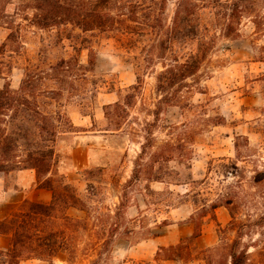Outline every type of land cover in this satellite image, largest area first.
I'll list each match as a JSON object with an SVG mask.
<instances>
[{
	"label": "rangeland",
	"instance_id": "rangeland-1",
	"mask_svg": "<svg viewBox=\"0 0 264 264\" xmlns=\"http://www.w3.org/2000/svg\"><path fill=\"white\" fill-rule=\"evenodd\" d=\"M248 6L247 15L264 16V0ZM173 8L170 3L169 15ZM0 12L5 14L0 45L7 41L8 26L19 29L16 41H7L0 53V88L8 83L18 90L28 71H48L62 58L77 57L87 66L90 50L96 55L93 71H77L42 86L62 88L61 96H38L42 110L60 109L75 126H66L71 131L54 142L50 175H64L75 187L85 210L69 208L68 214L89 225L81 234L78 259L68 262L59 255L55 264H90L99 248H93L94 242L106 238L111 225L116 235L100 264H174L165 261L172 251L160 248L178 243L190 254L176 264H226L227 248L242 224V246H250L247 264H264V31H256L251 18H243L237 39L217 38L214 52L189 80L192 86L178 93L176 105H166L159 103L165 92L157 89L162 60L148 64L143 52L128 50L116 33L83 32L73 25L41 29L23 18H31L33 10L21 0H0ZM198 43H190L184 52L197 51ZM21 114L13 118L15 112H8L9 132H19L17 126L25 129L22 134L34 130L36 121ZM83 134L97 136L88 143V165L70 172L76 136ZM136 167L139 178L128 185ZM24 169L25 180L31 173L36 178L25 164L0 172L6 191H20V196L9 193L0 201V220L31 201L24 192L39 189L37 180L19 189L17 173ZM155 175L161 179L153 180ZM213 204L230 209L226 224L213 212ZM194 222L200 223L206 239L153 244L181 226L194 229ZM8 244L9 238L0 235V249ZM21 264L49 263L32 259Z\"/></svg>",
	"mask_w": 264,
	"mask_h": 264
},
{
	"label": "trees",
	"instance_id": "trees-1",
	"mask_svg": "<svg viewBox=\"0 0 264 264\" xmlns=\"http://www.w3.org/2000/svg\"><path fill=\"white\" fill-rule=\"evenodd\" d=\"M256 1L259 0H21L25 7L33 10L31 18L27 14L23 18L41 29L73 25L83 32L116 33L128 50L143 52L148 64L162 60L164 69L157 75V89L165 92L159 103L166 105H176L178 93L192 86L189 80L199 74L203 62L214 52L218 37L232 40L239 37L243 18H251L256 31H264V16L256 14L252 18L247 15L249 3ZM170 3L174 6L171 15L167 12ZM207 10L209 12H205ZM4 15L0 12V19ZM8 28L7 41H16L19 29ZM196 40L198 50L184 52ZM7 41L0 45V53L6 50ZM95 64L96 55L91 49L87 66L80 64L77 57L62 58L48 71H28L18 90L8 83L0 88V172L25 164L35 171L38 187L52 192L49 203L25 200L17 210L0 220V235L9 238L8 247L0 249V264H21L32 259L55 264L59 255H64L68 262H75L80 255L81 234L89 229V225L86 220L69 215L68 210L85 209L66 176L54 178L50 175L55 156L54 142L60 134L71 131L67 127L75 126L60 109L42 110L38 96L56 99L62 95V88H43L47 81H60L61 76L67 77L77 71L91 72ZM9 111L15 112L13 118L22 113L23 118L27 115L36 121L34 130L27 129L22 134L21 130L25 129L17 126L15 129L19 132H9L5 118ZM19 139L26 142L20 143ZM22 146L25 156L19 154ZM138 178L136 167L127 184ZM160 179L158 175L153 176V180ZM220 206L222 204H213V212ZM231 215L233 225L232 211ZM261 221H264V215ZM244 226L242 224L238 229L237 237L227 248L226 264H247L249 260L250 246H242ZM115 227L111 225L108 236L94 242L93 248H99L97 258L90 264L101 263L116 235ZM201 233L200 223L194 222V232L187 239L195 240ZM185 249L188 247L183 243L160 248L161 251H172L165 260L177 261L186 260L190 252Z\"/></svg>",
	"mask_w": 264,
	"mask_h": 264
},
{
	"label": "crops",
	"instance_id": "crops-1",
	"mask_svg": "<svg viewBox=\"0 0 264 264\" xmlns=\"http://www.w3.org/2000/svg\"><path fill=\"white\" fill-rule=\"evenodd\" d=\"M90 137H97L96 135L92 136L91 134H83V135H77L76 136V144H75V148L73 149V155H74V160L73 163L71 165L70 168V172H72V170L78 169L80 167H84L87 166V159H86V153L89 150L90 146L88 145V143L90 142ZM80 154H83L84 156L81 158V160L76 159V157ZM18 181H17V185L19 187V189H26L28 187L33 186V181H36V178L32 177V173H31V178L28 180H25V176H26V170H20L18 173ZM70 174V173H67ZM72 174V173H71ZM23 178V179H22ZM9 193H15L17 195L20 196V191L17 189H13L12 191H6L5 188L3 187L2 183L0 182V201H3L5 198V195L9 194ZM25 197H29L31 199V201H37V202H41V203H49L52 199V194L50 190L47 189H43V188H39L35 191H33L31 194H26V192H24ZM181 208H178L177 210H180ZM216 213L218 216L219 221L221 222V224H226L231 216L229 214V210L226 206H220L216 209ZM194 232V229L192 226L190 225H186L185 227L181 226L179 227L178 230H172L169 231L168 234H166L165 236H158L153 240V244H155L156 246L159 245H165L166 242L168 241V239H171L170 243H176L179 242L182 238L185 237H190ZM200 239H206V233L203 232L199 237L196 238L197 241H199ZM205 245H210L208 244V242H206ZM167 263H180L181 261H177V260H165ZM196 260H193L192 262H195ZM191 262V263H192Z\"/></svg>",
	"mask_w": 264,
	"mask_h": 264
}]
</instances>
